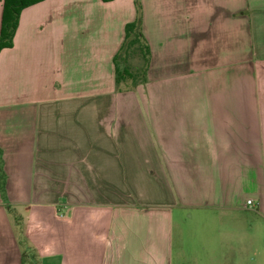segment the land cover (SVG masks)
Instances as JSON below:
<instances>
[{
  "label": "crops",
  "instance_id": "obj_1",
  "mask_svg": "<svg viewBox=\"0 0 264 264\" xmlns=\"http://www.w3.org/2000/svg\"><path fill=\"white\" fill-rule=\"evenodd\" d=\"M139 4L146 79L123 90L133 0L19 12L0 49V264H171L184 218L227 264H264V0Z\"/></svg>",
  "mask_w": 264,
  "mask_h": 264
},
{
  "label": "trees",
  "instance_id": "obj_2",
  "mask_svg": "<svg viewBox=\"0 0 264 264\" xmlns=\"http://www.w3.org/2000/svg\"><path fill=\"white\" fill-rule=\"evenodd\" d=\"M38 1L41 0H2L0 10V49L11 46L21 9ZM133 2L136 11L135 19L124 24L123 40L118 51L113 56L114 86L117 90L133 88L143 83L146 79L145 71L149 59V49L141 32L139 0H133ZM132 58L140 62L135 67L129 63V59ZM126 82H129V84ZM4 179L0 166L1 194L3 193ZM17 235L18 241L24 247L26 254L30 250V246L27 244L21 229L18 230Z\"/></svg>",
  "mask_w": 264,
  "mask_h": 264
},
{
  "label": "rangeland",
  "instance_id": "obj_3",
  "mask_svg": "<svg viewBox=\"0 0 264 264\" xmlns=\"http://www.w3.org/2000/svg\"><path fill=\"white\" fill-rule=\"evenodd\" d=\"M129 63L135 67L140 62L132 58ZM215 228L218 229L216 226ZM199 229L200 233L194 221L187 218H184L183 223H178L177 227L174 225L171 264H227L225 261L229 257L223 254L218 234L214 231L209 233L206 225H200ZM197 234H200L201 240L197 238ZM207 234L210 239H207ZM207 240L210 242L209 246L204 245ZM244 259L246 264H254L256 256L249 249L245 252Z\"/></svg>",
  "mask_w": 264,
  "mask_h": 264
},
{
  "label": "built area",
  "instance_id": "obj_4",
  "mask_svg": "<svg viewBox=\"0 0 264 264\" xmlns=\"http://www.w3.org/2000/svg\"><path fill=\"white\" fill-rule=\"evenodd\" d=\"M245 205H246V207H248V208H252L251 200H250V199H247V200L245 201Z\"/></svg>",
  "mask_w": 264,
  "mask_h": 264
}]
</instances>
